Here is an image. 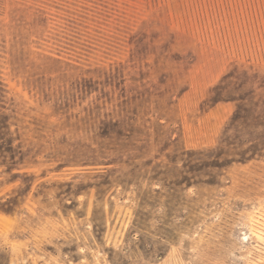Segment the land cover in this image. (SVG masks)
<instances>
[{"label": "rangeland", "instance_id": "rangeland-1", "mask_svg": "<svg viewBox=\"0 0 264 264\" xmlns=\"http://www.w3.org/2000/svg\"><path fill=\"white\" fill-rule=\"evenodd\" d=\"M0 264H264V0H0Z\"/></svg>", "mask_w": 264, "mask_h": 264}]
</instances>
